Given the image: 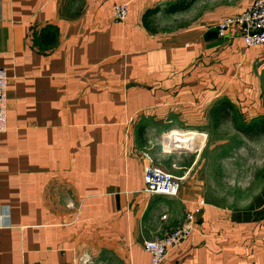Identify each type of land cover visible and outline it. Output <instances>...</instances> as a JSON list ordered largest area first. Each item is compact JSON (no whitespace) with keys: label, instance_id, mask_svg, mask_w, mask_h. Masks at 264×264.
Returning a JSON list of instances; mask_svg holds the SVG:
<instances>
[{"label":"crops","instance_id":"obj_1","mask_svg":"<svg viewBox=\"0 0 264 264\" xmlns=\"http://www.w3.org/2000/svg\"><path fill=\"white\" fill-rule=\"evenodd\" d=\"M171 1L0 0V264H149L142 241L188 211L194 229L161 264H264L262 220L204 201L193 171L219 99L238 123L264 115V44L215 31L250 0L159 9L147 30L144 10ZM147 157L176 195L144 191Z\"/></svg>","mask_w":264,"mask_h":264},{"label":"rangeland","instance_id":"obj_2","mask_svg":"<svg viewBox=\"0 0 264 264\" xmlns=\"http://www.w3.org/2000/svg\"><path fill=\"white\" fill-rule=\"evenodd\" d=\"M211 1L217 3L214 9L230 10L247 0ZM200 146L202 152L193 167L205 181L204 186L195 188L200 197L229 210L234 221L259 219L264 225V134L245 141L222 123L203 136L197 143V148ZM188 159L186 155L185 161Z\"/></svg>","mask_w":264,"mask_h":264},{"label":"built area","instance_id":"obj_3","mask_svg":"<svg viewBox=\"0 0 264 264\" xmlns=\"http://www.w3.org/2000/svg\"><path fill=\"white\" fill-rule=\"evenodd\" d=\"M127 6L125 3L115 4L111 16L114 20L121 21L125 18ZM218 37H224L231 32L239 37L245 47H254L264 44V0H250L241 10L233 14L222 16L215 24ZM6 73L0 67V132L5 130V99ZM148 158V157H147ZM148 163L142 169L144 191L149 194L174 196L179 189L178 177ZM194 229L192 212L185 213L183 221L171 228L161 237L144 239L142 250L148 255L149 264H161L167 251L179 246Z\"/></svg>","mask_w":264,"mask_h":264},{"label":"trees","instance_id":"obj_4","mask_svg":"<svg viewBox=\"0 0 264 264\" xmlns=\"http://www.w3.org/2000/svg\"><path fill=\"white\" fill-rule=\"evenodd\" d=\"M193 1L194 0H175L166 3L162 8L158 6L147 8L142 13V23L147 30L153 31V27L149 26L148 22L149 19L159 11V9H162L167 13L181 11L190 6ZM209 113L212 120V127L214 129L224 123V121L228 120L230 121L233 130L248 141H253L257 139L258 136L264 134V115L254 118L247 123H238L233 116V105L226 99H219L217 103L210 108Z\"/></svg>","mask_w":264,"mask_h":264}]
</instances>
